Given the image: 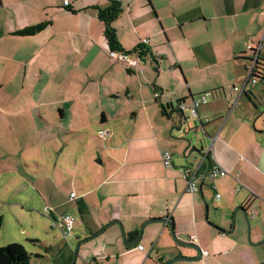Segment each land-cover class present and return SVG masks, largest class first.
<instances>
[{
  "label": "crops",
  "instance_id": "crops-1",
  "mask_svg": "<svg viewBox=\"0 0 264 264\" xmlns=\"http://www.w3.org/2000/svg\"><path fill=\"white\" fill-rule=\"evenodd\" d=\"M111 1L0 0V229L12 224L39 255L29 264H69L76 241L111 220L128 241L147 219L168 217L180 240L194 237L203 250L198 264H259L264 88L246 83V73L248 45L262 42L264 56V0H116L121 49L148 39L142 73L108 55L98 9ZM46 20L39 31L17 34ZM207 91L212 96L197 109L202 152L212 144V162L228 174L203 177L201 190L188 193L183 170L194 163L179 155L186 158L182 131L168 138V115ZM206 168L205 160L203 174ZM239 206L255 211L248 240L240 211L232 226ZM62 214L75 219L67 239L52 222ZM12 237L4 243L20 241ZM191 251L175 245L163 223L147 224L127 247L112 224L80 245L74 264H150L153 257L165 264Z\"/></svg>",
  "mask_w": 264,
  "mask_h": 264
},
{
  "label": "built area",
  "instance_id": "built-area-1",
  "mask_svg": "<svg viewBox=\"0 0 264 264\" xmlns=\"http://www.w3.org/2000/svg\"><path fill=\"white\" fill-rule=\"evenodd\" d=\"M67 4V1H65ZM148 42L147 38H143L140 43L141 45H145ZM248 51L250 52V62L249 66L247 68L246 73V83H250L252 85H260L264 88V74L257 78L254 76H251L253 67L255 66L254 63L257 59L264 60V56L261 54V51L263 50V44L262 42L258 43L256 46H247ZM108 55L118 61L119 63L123 64L124 67L133 69L138 71L139 73H142V69L140 67V59L137 53H127L126 51H120V50H109ZM233 91H237L238 89L236 87L232 86ZM212 96V91L204 92L197 97H193L189 102L182 101L178 104V109L183 110L188 116L194 118L199 124H202L203 122L199 118L197 109L198 106L201 104H205L208 102L209 97ZM204 121H208L206 118ZM212 148L209 146L204 153V158H200V163L192 166H188L184 168L183 175L186 181V187L185 191L188 193H195L199 190V185L201 181L203 180V177H208L210 179H216L218 177H222L228 174V172L222 168L219 164L212 162V156L210 154ZM209 157H208V156ZM205 157H207L210 161V167L206 174H203L200 166L203 161H205ZM163 163L165 166L169 167L171 165V158L172 154L168 151H165L162 155ZM214 187V186H213ZM240 186H238L239 188ZM71 197H74V193H71ZM216 197H219L220 195L218 193L215 194ZM51 208L46 206L44 208V212L46 214L51 213ZM249 217L255 216V211L253 209L248 211ZM52 222L53 225L58 226L62 229L64 238L67 239V237L70 235V233L73 231L75 226V219L68 214H62V215H54L52 216ZM190 242H194L195 238L190 237ZM140 249L142 248L141 245L138 246Z\"/></svg>",
  "mask_w": 264,
  "mask_h": 264
},
{
  "label": "water",
  "instance_id": "water-1",
  "mask_svg": "<svg viewBox=\"0 0 264 264\" xmlns=\"http://www.w3.org/2000/svg\"><path fill=\"white\" fill-rule=\"evenodd\" d=\"M149 51L145 52L144 55L140 56V63H146L147 62V54ZM152 60V62H154V64L156 63V59L155 58H150ZM168 119L171 120V122H174L175 125L172 126V128L174 129H178L180 131H182V135L180 136L181 139H183L186 142V146L183 149V155L185 157H188L190 154L195 153L196 155H198L200 158H204V153L202 152V142L205 136V131H204V127H203V123L199 124L197 121H191V117L188 116L183 110L180 109H173V111L168 115ZM200 132L202 134L201 137H196L197 133ZM196 137V138H195ZM197 144V145H196ZM206 163H207V168L205 171V174L208 172L209 167H210V161L207 157H205ZM201 190V184L199 185V190ZM237 211H240L245 219L246 225L248 227V238H249V216H248V209L242 206L237 207V209L234 210V213L232 215V226L234 224V215ZM163 223L164 225H166L169 229V233H170V237L173 240L174 244L180 247H186L188 249H191L195 252V255L193 256H185V255H176L173 258H171L170 260L166 261L165 264H172L176 261H187V262H197L199 261L202 256H203V250L201 249V247L194 243V242H190V241H182L180 240L175 232V228H174V224L173 222L168 218V217H159V218H151V219H147L146 221H144L139 229H138V233L137 235L132 238L131 240L127 241V234L123 228V225L121 224V222L119 220H111L108 223L104 224L100 229H98L96 232L91 233L90 235H88L87 237L83 238V239H79L76 241L74 247H73V257H72V261L69 264H74L75 260L77 258V256L79 255V247L81 244L93 239L94 237L98 236L100 233H102L107 227H109L112 224H117L119 226L120 229V235H121V239H122V243L124 246H131L134 243L138 242L141 239V236L143 234V230L144 227L147 224L150 223ZM216 228L220 229L219 227L215 226ZM227 232H231V229ZM264 242V239L258 243L261 244ZM259 264H264V260H262Z\"/></svg>",
  "mask_w": 264,
  "mask_h": 264
},
{
  "label": "trees",
  "instance_id": "trees-1",
  "mask_svg": "<svg viewBox=\"0 0 264 264\" xmlns=\"http://www.w3.org/2000/svg\"><path fill=\"white\" fill-rule=\"evenodd\" d=\"M121 10H122L121 4L119 1H116V0H112L108 7L103 8V9H98V18L103 23V36L105 38V41H106V44L109 50L125 51L121 49V46L117 39L115 28L112 26V22L119 16V14L121 13ZM49 22L50 21L46 20L38 25L20 30L17 32V34H20V35L21 34L22 35L32 34L36 31L43 29L45 26L49 24ZM126 52L127 53H137L138 56H142L147 51H146V48L140 44ZM254 65L255 66L253 67L251 76L259 78L264 74V60L257 59ZM182 101L183 100L179 101L178 104ZM0 223H1V220H0ZM31 242L35 243L38 241L35 239H32ZM32 256H39V255L37 254L33 255L29 253L25 249V247L19 242H11L4 246H0V264H29ZM159 262L161 263L162 260H160Z\"/></svg>",
  "mask_w": 264,
  "mask_h": 264
},
{
  "label": "rangeland",
  "instance_id": "rangeland-1",
  "mask_svg": "<svg viewBox=\"0 0 264 264\" xmlns=\"http://www.w3.org/2000/svg\"><path fill=\"white\" fill-rule=\"evenodd\" d=\"M166 61L167 60H164L163 62H162V64H166ZM153 64H154V62H153ZM145 66H147L148 68H150V69H152L151 67H154V66H151L150 64H148V65H145ZM151 66V67H150ZM182 76V75H181ZM183 78V77H182ZM184 81V80H183ZM194 122V121H196L194 118H192L191 119V121L190 122ZM192 122V123H193ZM173 125H175V124H173ZM175 132H176V130L175 129H172V133L171 134H168V138L169 139H175V137H177L176 136V134H175ZM202 136V134L200 133V132H198L197 133V136L196 137H201ZM195 137V138H196ZM86 150V149H85ZM89 152L90 151H95V149H93V148H89V149H87ZM172 150V149H171ZM180 155V157H182V159L183 160H185L186 162H188V163H190L191 165H192V163H194L193 165H195V160H196V154L195 153H192L190 156H188V157H186V158H183V156H182V152L179 154ZM85 156H86V154H85ZM73 181V180H72ZM74 182V181H73ZM69 187H71V186H69ZM74 188V190H76L75 189V187H73ZM72 189V188H71ZM29 224H31V225H33V223H31V222H29ZM12 235H14V236H17L16 238H19V239H17V240H20V241H11V242H19V243H21V244H23L22 242H23V237H22V235L18 232V231H16V230H14L13 229V226H12V224H10V223H7V224H4V225H2V228L0 229V243H2L3 244V246H4V244H7V243H4V242H6V241H8V240H11L13 237H12ZM246 235H247V240H248V227H247V225H246ZM249 238H250V228H249ZM74 243V242H73ZM144 243V242H143ZM0 246H2V245H0ZM74 247V246H73ZM178 247H180V246H178ZM183 251H189V250H185V249H183V248H181ZM191 252H193V251H191ZM194 253V252H193ZM178 255H180V254H178ZM181 255H185V254H181ZM151 256H153V255H151ZM166 256H168V255H166ZM174 256H176V255H173V256H171V257H168V259H167V261L168 260H170L171 258H173ZM185 256H189V255H185ZM153 259V262L152 261H150V264H159L160 262V260H155L154 261V257L152 258ZM31 261L33 262L34 261V258L32 257L31 258ZM30 261V262H31ZM199 262L197 261V262H187V261H176V262H174V263H172V264H198Z\"/></svg>",
  "mask_w": 264,
  "mask_h": 264
}]
</instances>
